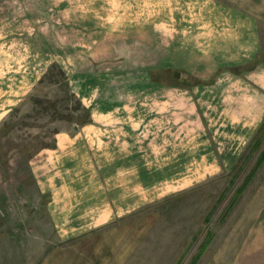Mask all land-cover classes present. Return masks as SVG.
<instances>
[{"label": "rangeland", "instance_id": "1", "mask_svg": "<svg viewBox=\"0 0 264 264\" xmlns=\"http://www.w3.org/2000/svg\"><path fill=\"white\" fill-rule=\"evenodd\" d=\"M0 264H264V0H0Z\"/></svg>", "mask_w": 264, "mask_h": 264}, {"label": "crops", "instance_id": "2", "mask_svg": "<svg viewBox=\"0 0 264 264\" xmlns=\"http://www.w3.org/2000/svg\"><path fill=\"white\" fill-rule=\"evenodd\" d=\"M203 13V15L198 14L197 17H192L190 21H196V25H193L192 27H187L185 28L186 31L188 32V39L186 38L185 40H188L189 42H195L194 44L198 49H209L212 48V50L215 51H220L224 56L228 57V54L225 52L226 50L230 51V56L233 57L235 55H242L245 50L248 49V45H246L245 42L239 41L237 37V30H236V24L237 20V15L234 14H228L227 16H222L219 17L217 15H213L212 20L209 19L208 16H204V12L200 11ZM225 18L227 22H222L221 19ZM235 18L236 20H234ZM224 23V25H222ZM224 30L222 33L221 30ZM207 35H210L207 37ZM239 42H242V44H238ZM246 48H243L245 47ZM239 47V48H238ZM240 49H245L243 52H236L234 54L235 50H240ZM230 64H236L237 63V58L231 60L229 62ZM221 67V66H220Z\"/></svg>", "mask_w": 264, "mask_h": 264}, {"label": "water", "instance_id": "3", "mask_svg": "<svg viewBox=\"0 0 264 264\" xmlns=\"http://www.w3.org/2000/svg\"><path fill=\"white\" fill-rule=\"evenodd\" d=\"M175 76H176V77H179V76H180V72L177 71V72L175 73Z\"/></svg>", "mask_w": 264, "mask_h": 264}]
</instances>
